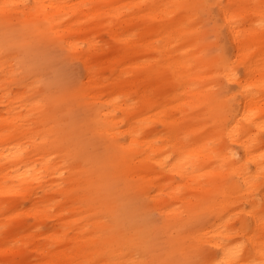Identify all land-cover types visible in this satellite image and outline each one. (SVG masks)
I'll use <instances>...</instances> for the list:
<instances>
[{
    "label": "bare ground",
    "instance_id": "bare-ground-1",
    "mask_svg": "<svg viewBox=\"0 0 264 264\" xmlns=\"http://www.w3.org/2000/svg\"><path fill=\"white\" fill-rule=\"evenodd\" d=\"M0 264H264V0H0Z\"/></svg>",
    "mask_w": 264,
    "mask_h": 264
},
{
    "label": "rangeland",
    "instance_id": "rangeland-1",
    "mask_svg": "<svg viewBox=\"0 0 264 264\" xmlns=\"http://www.w3.org/2000/svg\"><path fill=\"white\" fill-rule=\"evenodd\" d=\"M54 67L57 66V69L61 70L62 71V77L61 79L62 80H65V81H72V80H76V79H80L81 76H82V73H81V66L78 62L74 61V62H68V61H65L64 59H60L59 60L57 59L56 63L53 64ZM46 74V73H45ZM87 136H91V133H87ZM153 214V215H152ZM152 216L151 217H154L155 218L157 217L156 213L155 212H152ZM156 214V215H154Z\"/></svg>",
    "mask_w": 264,
    "mask_h": 264
}]
</instances>
